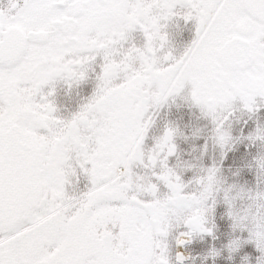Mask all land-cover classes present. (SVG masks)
Instances as JSON below:
<instances>
[{"label": "snow or ice", "instance_id": "obj_1", "mask_svg": "<svg viewBox=\"0 0 264 264\" xmlns=\"http://www.w3.org/2000/svg\"><path fill=\"white\" fill-rule=\"evenodd\" d=\"M0 264H264V0H0Z\"/></svg>", "mask_w": 264, "mask_h": 264}]
</instances>
